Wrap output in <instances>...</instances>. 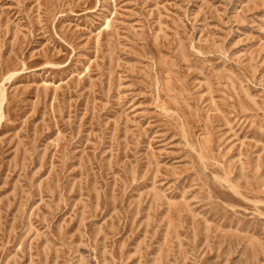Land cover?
<instances>
[{
	"label": "rangeland",
	"instance_id": "1",
	"mask_svg": "<svg viewBox=\"0 0 264 264\" xmlns=\"http://www.w3.org/2000/svg\"><path fill=\"white\" fill-rule=\"evenodd\" d=\"M0 89V264H264V0H0Z\"/></svg>",
	"mask_w": 264,
	"mask_h": 264
},
{
	"label": "bare ground",
	"instance_id": "2",
	"mask_svg": "<svg viewBox=\"0 0 264 264\" xmlns=\"http://www.w3.org/2000/svg\"><path fill=\"white\" fill-rule=\"evenodd\" d=\"M1 89H0V105H1V98H2V94H3Z\"/></svg>",
	"mask_w": 264,
	"mask_h": 264
}]
</instances>
